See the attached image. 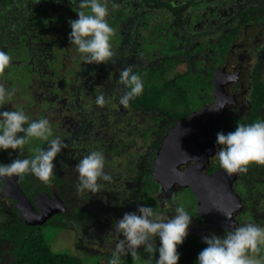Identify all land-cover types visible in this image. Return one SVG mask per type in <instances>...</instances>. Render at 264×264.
Instances as JSON below:
<instances>
[{"label": "flooded vegetation", "instance_id": "obj_1", "mask_svg": "<svg viewBox=\"0 0 264 264\" xmlns=\"http://www.w3.org/2000/svg\"><path fill=\"white\" fill-rule=\"evenodd\" d=\"M5 3L6 6H4ZM37 3L38 2L36 1V4ZM251 5H256V3ZM11 7H13V0H0V38H4L3 40L1 39V49L8 52L12 57L9 67L5 70L3 75H0V82L3 83L2 81L6 80V83H9V86L12 87L16 81H18L17 78H19L20 75H33L29 80L31 85L29 87H32L33 94L25 102L23 97H19L22 98V100H20V108L25 110L26 114L29 115L30 120L47 118L52 127H57L54 129V136H61V139H63L64 142L68 144L67 148L61 150L63 163L61 164L62 166L60 167V170L65 172V170H67V166L65 164V156L67 155L65 153L68 154V152H70V155H73L75 152H78V147L81 145V138L84 135V132L89 129V126H91V123L87 122L85 124V128L84 125H82L81 128L77 126V129L75 130L70 129L69 127L66 129V131L62 129V125H64L65 120L69 119L67 115L64 114V112L70 108V106H72L71 103L65 106L66 103L64 101L66 98L64 92H66V89H68V80L66 64L62 61H66L67 59V53L69 51L68 44L60 37V35L59 38L57 34L53 36L54 33L51 31L55 30L51 29L50 27L52 24L57 22V19L56 17H52L53 19H50L51 13L49 12V9L52 8H48L46 13L44 12L45 8L43 5H41L40 8L34 6L33 10L30 11V16L27 15L26 17H23L25 20L24 23H28V26L18 30L17 34L15 35L16 37H11L10 34L7 33V30L9 29L11 22H16V18L3 17V12L5 9ZM21 8L22 7L18 8L17 10L18 15L19 13L23 12V9ZM241 9L243 8L238 9L236 12H231L227 8L219 9L217 14L220 15V17L217 18H215L216 16L214 15L213 18H210L214 11L206 10L203 11L204 14L200 15V17L190 16V19L186 23V27L180 26L181 28L177 29V27H173L172 24L169 25L173 27L171 30L172 34H174L177 40L178 47L182 49L186 48L191 51L189 53V59L191 61L194 59L198 60L197 66L200 68H196L194 63L193 68L199 71L198 76H200L201 81H204L206 84L205 87L207 88L204 90V93L198 96L194 95L193 101L195 100L197 105L195 106L193 105V102H191L188 113L179 118L172 119L167 113L148 110L147 108L139 109L132 107L131 105L127 108L131 113L153 115V124H151L150 127L155 125V117H160L158 118L159 128L155 130L159 131L160 133H156V139L153 140L155 142L158 139L159 144L156 149L152 148L154 153L151 158L149 157V152L146 150L143 151L145 154L143 156L141 155V157L139 156V159L134 162L137 164L136 167H138V169L135 168L133 174L125 177V181H123L121 185L119 183H114L113 167H111L109 172H112L111 175L113 177V182L110 184L107 182L105 184V194L107 193V195H112L114 186L122 187L123 190L119 191L123 193L121 196L122 200H124L125 203L131 199L135 200L134 194H132V197L127 196L124 194V191L130 193V189L133 187L132 181L138 174L137 170L140 171L139 169H142L144 165V168L148 169L151 175L156 152L166 131L174 126L178 120L187 117L190 113L198 112L204 107L213 106V102L216 98V79H218L220 86L223 87L220 94L221 100L223 102V108L219 109L221 112L220 114L216 115L214 121L210 120L211 122H209L206 132L202 133L197 138L199 142L207 143L205 151H203L204 155H200L199 159L197 160H190L187 163L178 165V170H184L189 166L198 164L200 171L205 174L223 171L219 167L218 162L213 158L219 148V146L216 144L217 133L223 132L224 134H227L229 132L235 131L237 122L252 123L257 119H264V19L258 21V19L252 18L243 22V20H240V17L238 16V13ZM21 14L25 13L23 12ZM41 14L47 15V19L45 21H40L37 19ZM126 19H128L127 22L129 23V18ZM31 22L35 23L34 27H32ZM121 23L123 22L119 21L116 23V25L118 26ZM22 25L23 23L21 24L20 22H16L15 27ZM69 27L70 26L68 25V28ZM69 29L71 31V28ZM135 33L140 34L139 30ZM165 33L167 34V31H165ZM121 34L122 33L119 32V34L117 33L115 35L116 40L117 38L119 40L122 38ZM228 37H230V40L228 41V47H223L224 51H222L219 49V47L222 46L223 41H227ZM10 39L12 43L9 42ZM123 40H125V38H123ZM200 43L204 44V48L193 49L195 45ZM32 44L43 47L44 51L35 53L31 50L32 47L30 48ZM118 44L119 43L114 41L115 46ZM134 46H138L136 45L135 41H133L132 44V47ZM37 49L41 50L39 47H37ZM113 49L114 51L116 50L114 46ZM133 49L137 50V47ZM64 52H66V55L63 58H60V55H62ZM139 54H141L140 51ZM217 57H219V59ZM39 58L41 60H39ZM83 64V66L80 67L83 69V73L90 71V69H88L89 66L85 67L86 64ZM210 68L212 71H210ZM33 71L36 73H33ZM200 90H203L202 86L200 87ZM14 100H16V98H14ZM16 108L18 107H10L8 104H6L0 110H15ZM207 119V115L198 116V120L201 123ZM146 120L147 118L144 117L143 121L146 122ZM231 126H233V128H231ZM146 129L147 127L144 130L143 137H146ZM103 138L106 139L109 144L115 146V143L113 144L112 142L113 140L107 135H105ZM121 144L123 149L125 143L121 142ZM118 146H120V143ZM109 150L112 152V148L110 149L108 147L107 152L105 153L107 159H109ZM15 151L16 150L12 149L0 151V163L7 164L17 157L23 159L31 156L26 149V153L22 151L18 154ZM9 153H11V156H9ZM127 161L129 162L131 160L128 159ZM128 166L129 163L126 167H124L126 173H129ZM235 175L236 177L233 181V190L241 200L240 210L235 211L233 214L237 225L248 222L256 223L258 226L264 225V166H257L253 164L249 166L247 173H236ZM173 177L174 174L172 178ZM151 178L153 180L152 175ZM163 178L166 179V182H164L166 185L164 186H161L153 180L156 184L154 195L156 197V209L159 214H163L164 212L166 214L169 211L171 212L173 208L175 209L177 206H179L175 205L177 204L176 199L182 200V194L184 192H188L189 194H187L190 195L191 200L189 197L187 200L191 201V204H187V208L188 210L190 209L189 213L192 215V218L194 217L199 223L214 229L216 233H224L226 231L223 228L216 229L203 222V220L200 218L201 216L197 212L196 197L190 188L182 187L178 182L171 184L170 181L167 180L169 179V176ZM34 180L36 181L37 178L35 177ZM3 183V178H0V192L2 195ZM139 183L143 184L141 181ZM54 191L56 192L55 188L51 185L50 192L40 191L34 194L32 199L26 193L25 194L34 204V198L37 194L46 192L52 196ZM95 195H97L94 196L96 197V200L99 199V197H103V195ZM3 197L7 198L15 206V201L13 199L4 195ZM61 199L63 200V198ZM173 204L174 207H172ZM107 205L109 209L111 204ZM152 205L154 206V203ZM102 208L104 207H101L100 209ZM108 211L109 210H107V212ZM91 218L99 219V216L97 215V217Z\"/></svg>", "mask_w": 264, "mask_h": 264}, {"label": "clouds", "instance_id": "obj_2", "mask_svg": "<svg viewBox=\"0 0 264 264\" xmlns=\"http://www.w3.org/2000/svg\"><path fill=\"white\" fill-rule=\"evenodd\" d=\"M55 2L59 3L60 0ZM71 2L77 5L78 18L69 22V41L79 53V59L85 64L112 62L115 29L107 19L110 15L109 0ZM11 61L9 53L0 50V75L5 73ZM118 83L124 87L123 94L118 97V103L123 108H128L131 101L143 94V79L132 65L119 72ZM16 91L15 88L9 89L0 84V109L12 101ZM106 102L103 94L95 98V104L99 107H103ZM37 140L47 147L32 146L29 148L32 153L30 157H17L10 163H0V178H22L25 174H32L38 181L50 184L55 178L53 161L62 149L68 147L60 136H54L53 127L47 118L30 120L20 107L0 111V151H23L25 146ZM216 144L219 148L213 158L228 176L247 173L253 164L264 166V119L252 123L237 122L235 131L217 133ZM105 166V154L100 150H92L79 159L74 168L78 174L76 191L86 195L96 194L105 187L103 182L112 183L113 177L105 171ZM221 212L227 219H232L231 213ZM191 222L192 215L183 205L175 208L171 218L144 205L135 212L124 213L113 225L116 243L108 264H121V258L129 255L139 259L138 250L141 246L149 254V260L154 253H158L155 264H178L180 253L177 249L187 237ZM157 237L159 246L156 244ZM202 243L206 247L198 254L196 264H264V227L256 223L237 225L226 230L223 235L210 234L202 237Z\"/></svg>", "mask_w": 264, "mask_h": 264}, {"label": "rangeland", "instance_id": "obj_3", "mask_svg": "<svg viewBox=\"0 0 264 264\" xmlns=\"http://www.w3.org/2000/svg\"><path fill=\"white\" fill-rule=\"evenodd\" d=\"M36 1L38 2L37 4ZM54 1L55 0H13V7L6 9L4 8L5 11L3 10V17L16 18V22H20L21 24L23 23V25L15 27L16 22L13 21L11 22L7 33L12 37L17 34L18 30L27 27L28 23H24L25 20L23 17H26L27 15L30 16V11L33 10L34 6L40 8L41 5H43V7L45 8L44 12L47 13L48 8L52 7L53 4L55 5ZM63 1L64 0H60V4H62ZM195 1L193 4H189V6L186 8V13L192 17H200V15L204 14L203 11L213 10L214 13L210 18H213V15L216 16L215 18H217L220 17V15L217 14L219 12V9L227 8L231 12H236L238 9L244 8V6L246 5L255 3L264 5V0ZM65 2L70 3L71 0H65ZM206 3L209 5L211 4L212 6H209ZM117 6L118 5L115 4L114 7L118 8ZM20 7H22L21 9H23V12L25 14H21L23 13L21 12L18 15L17 10ZM63 8L64 9H62L61 6H58L54 9H49V12L51 13L50 19L52 17L57 18V22L55 24H52L50 27L55 31L51 32H56L58 38L60 35V37L68 44L69 50L67 53V62L62 61L66 64V73L68 80V89H66V92H64L66 96L64 101L66 103L65 106L69 103H71L72 106H70V108H68L64 112V114H66L69 119L65 120L64 125H62V129L66 131V129H68L69 127L70 129L75 130L77 129V126L81 128L82 125H84L85 128V124L87 122L91 123L89 129L84 132V135L81 138V145L79 149L81 148V146L85 145L84 148H86V150H100L105 154L106 151L104 150V145L106 147L108 146L110 149L112 148V152L108 151L109 159H107L105 156V171L111 174L112 172H109V169L113 167L114 183H119L121 185L122 182L125 181L124 178L130 175L129 173H126V170L124 168L129 163L127 160L130 159L133 163L137 161L139 159V156L141 157V155L143 156L145 154V152H143L144 150H149L148 148H150L149 146L151 144V141L154 140L156 136L153 132V135L150 138L143 137L145 128L150 127V125L153 124V115L131 113L127 108H123L119 105L118 97L122 95L124 91L123 85H120L118 83L119 72L123 70L124 67H127L129 65H132L133 68H138L143 65L156 66L163 58V56L159 55L155 50L154 55H156V59H147L144 54H139L138 48L137 50L133 49L137 47H132L133 41H135L136 45H139V43L143 41L142 37H146L149 38V40L152 42H157L156 38L159 34L166 35L165 31H167V29L169 28L173 29V27L168 25L162 28L160 26L161 29H158L154 27V25L145 27L143 25H138V23L135 21H130L129 23L127 21H122L123 23L116 26L117 29L115 30V34H119V32L122 33L120 43L117 46L114 45V41H116L115 36L113 38L114 40H112V45L116 49L114 51L115 58H113V61L108 64H86L85 67L89 66L90 71L83 73V69H81L80 67L84 64L79 59V53L76 52L75 46L71 45L69 41V33L71 31L69 29L70 27L68 28V21L70 17L68 14H66V7ZM109 12H111L110 9ZM119 13H124V10L119 8ZM114 16L115 14L111 12L107 17L108 21H113L115 19ZM77 18L78 16L76 17V19ZM37 19L40 21H45L47 19V15L41 14ZM31 25L32 27H34L35 23L31 22ZM138 30L140 35L135 33ZM123 38H125V40H123ZM1 39L3 40L4 38H0V50H2ZM9 42H11V39L9 40ZM31 47V50L35 53L44 51V48L40 47L39 45L32 44L30 48ZM37 47L41 48V50L37 49ZM65 55L66 52L60 55V58H63ZM39 60L41 59L39 58ZM172 72L173 70H171V73ZM33 73L36 72L33 71ZM32 76V74L20 75L19 78H17L18 81H16V83L12 87L9 86V83H6V80H1L3 83L0 82V84H4L6 88H15L17 90L15 96L13 97L12 101H10V104H8V106L20 107V100H22V98L19 97H23V100L25 102L33 94L32 87H29L31 86L29 80L30 78H32ZM100 94H103L107 101L103 107H99L95 104V98ZM14 98H16V100H14ZM144 117L147 118L146 122L143 121ZM56 128L57 127L53 126V132ZM105 135L113 140L112 142L113 144L115 143V146L109 143L104 144L105 139L103 137H105ZM102 142L103 144H99ZM121 142L125 143L123 149ZM119 143L120 146H118ZM35 145H40L45 148L47 147L46 144L43 145L38 140L34 141L32 145L25 146V149L30 155H32V153L29 151V148ZM25 149L23 151L26 153ZM15 152L19 154L22 151H19L17 149ZM61 152L55 157V160L53 162L54 165L58 167H61V164L63 163ZM65 154L67 155L65 156L67 173L68 171L72 170L73 173L71 174V176L74 175L72 177L76 178L78 174L76 173L74 168L78 163V159L76 158V160L75 157L72 159L68 156L69 154ZM134 165L136 166L137 164L134 163ZM133 168L135 169V167ZM31 176L33 177V175ZM77 183L78 181L76 179L66 186V192L67 194H69L68 197L70 198V201L73 198V201H71V203L77 204L85 210L90 209L91 212H96L101 207H105L107 204H111V210L104 215H98L99 219L91 218V220H88L87 218L88 221H86L85 225H80L78 227H56L55 225L48 223L47 225L42 226L44 236L47 241H49L53 250L70 252L87 260H90L91 258L95 259L96 256L99 255V253L102 251H106L108 254H111V251L114 249L116 243L115 234L114 232H112L114 223L122 218L124 213L135 212L137 210L135 206L139 205V203L133 199L126 201L125 203V201L121 198L123 193L119 192L120 190L122 191L123 188L115 186L114 191H112V195H107V193L105 194L106 187L104 190L96 193L98 195H103V197H99V199L96 200V197L94 196L97 195L95 194L93 195L92 193H89L88 195H86L78 193L76 191ZM103 183L105 185L107 182ZM38 184H41V182L37 179L31 185L36 186ZM132 193L124 191V194L127 196L132 197ZM187 193L184 192L182 194V200L176 199V202L179 203L177 205L185 206L186 210H188L187 204H191V201L187 200L188 197L191 200L190 195H188L189 193ZM12 207L13 204L7 198L3 197L0 192V225H2L4 218L9 216L12 211ZM172 207H174V204L172 205ZM174 211L175 209L173 208L171 212L169 211L170 213L167 212L165 214L164 212L162 215L171 218V216L174 215ZM188 211H190V209ZM260 227H264V225H261ZM1 229L2 228L0 227V231ZM188 234H196L205 237L210 234L223 235L224 233H216L214 229L204 226L202 223L196 221L193 217L188 229ZM155 239L156 243H159V238L157 237ZM91 251L94 253L91 254ZM12 257L13 254L11 252V244L1 239L0 237V264H10ZM134 264H146V262L143 259L139 258L136 259Z\"/></svg>", "mask_w": 264, "mask_h": 264}, {"label": "trees", "instance_id": "obj_4", "mask_svg": "<svg viewBox=\"0 0 264 264\" xmlns=\"http://www.w3.org/2000/svg\"><path fill=\"white\" fill-rule=\"evenodd\" d=\"M194 1L195 0H109L108 7H110V11L115 14V19L108 22L115 30L117 29L116 23L120 20L121 22L125 20L128 21L126 18H129V22L135 21L145 27L154 25V27L159 29L160 26L163 28L173 24V27L175 25V27L179 29L178 27L180 26L186 27V23L190 19V15L186 13V8L189 4H193ZM54 3L55 5H52V9L58 6H61L62 9L66 7V14L70 17L68 22L76 19L77 5L75 3H66L65 0L62 4H60V2L56 3L55 1ZM115 4L118 5V8L114 7ZM4 6H6V3ZM209 6L212 5L210 4ZM119 8L123 9L124 13H119ZM238 16L243 22L252 18H256L258 21L263 20L264 6L257 4L245 6L239 11ZM55 34L57 33H54L53 36ZM142 40L143 41L139 43L137 48H139L138 50L144 54L147 59L153 60L156 58V55H154L155 50L159 55L163 56V58L156 66L133 68L135 72L141 75L144 83V90L142 95L130 102V105L139 109L147 108L148 110L167 113L172 119L186 115L189 111L191 102H193V105H197L195 103L196 101H193L194 95L198 96L204 93V90L207 88L205 87L206 84L204 81H201L200 76H198L199 71L193 68V63L196 65V68H200L197 66L198 60L194 59L191 61L189 59V53L191 51L186 48L182 49L178 47L177 40L174 34H172L171 29L167 30L166 35L159 34L156 38L157 42H152L146 37H142ZM229 40L230 37L227 38V41H223L219 49L224 51L223 47H228ZM116 42L120 43V40L117 38ZM200 48H204L203 43L195 45L193 49ZM113 58H115V55ZM217 58L219 59V57ZM171 70H173L172 73ZM210 71H212V69ZM201 86L203 90H200ZM158 118L160 117H155L154 126L147 127L145 132L146 138H150L153 132L155 134L156 132L160 133L159 131H155L159 128ZM231 128H233V126H231ZM105 143L109 142L105 139L104 144ZM99 144H103V142ZM158 144V139L155 142L153 140L151 141L150 148H148L149 150L147 151L150 154V158L154 153L152 148L156 149ZM79 147L78 152H75L73 155H70V152H68V156L72 159L75 157V159L77 158L79 161V159L91 151L86 150V148H84L85 145L81 146L80 149ZM107 149L108 147L104 145V150L106 152ZM128 167L129 174L134 173L133 167L138 169L132 161H129ZM139 170L140 171L137 170L138 174L132 181L133 187L131 189L129 188L130 192H133L132 194L135 195V200L139 203V205L135 207L137 209L141 205L151 206L154 203L155 208L153 205L151 207L156 209V197L154 195L156 184L152 180L148 169L144 168V165L142 169ZM65 172H62L60 167L55 166V178L52 179L50 184L41 182V184L32 186V182H35V177H32V174H25L19 179L21 188L31 199L34 194L40 191L50 192L52 185L57 194L63 198L68 209L67 212H60L50 217L42 225L31 226L25 224L18 209L13 205L11 213L4 218L2 222L3 226L0 225L2 228L0 231L1 239L11 244L13 257L10 264H108L111 254H108L106 251L100 252L95 259L91 258L87 260L70 252L53 250L49 241H47L44 236L42 226L48 223L56 227H68L69 225L78 227L80 225H85L86 221L89 219L91 220V217H97V215L105 214L107 210H111V206L108 209V205H106V207L98 209L96 212H91L90 209L85 210L77 204L71 203L73 198L70 201L68 197L69 194L66 192V186L76 180L77 177L74 178L72 177L74 175L71 176L73 173L72 170L68 171V173L67 170H65ZM140 181L143 182V184L139 183ZM176 203L179 204L178 202ZM202 237L203 236L196 234L187 235L183 244L178 246L177 249L180 253L178 264H196L198 254L206 247V245L202 243ZM156 244L159 246V243ZM92 253L94 252L91 251V254ZM138 256L143 259L146 264H155V259H158V253H154L152 259L149 260V254L143 250L142 246L138 250ZM135 261L136 258L130 255L121 258V264H134Z\"/></svg>", "mask_w": 264, "mask_h": 264}, {"label": "water", "instance_id": "obj_5", "mask_svg": "<svg viewBox=\"0 0 264 264\" xmlns=\"http://www.w3.org/2000/svg\"><path fill=\"white\" fill-rule=\"evenodd\" d=\"M222 88L216 79L213 106L190 113L166 131L156 152L151 175L161 186L166 185L163 177L169 176L167 180L171 184L178 182L182 187L190 188L196 197L197 212L203 222L216 229L231 230L237 226L233 214L241 208L240 197L233 190L236 175L228 176L223 171L205 174L200 171L198 164L178 170V165L204 155L207 143H201L197 138L206 132L209 122L220 114L221 110L215 108L223 105L220 97ZM199 115H207L208 119L201 123ZM3 180V195L15 201V206L27 225H42L54 214L67 211L64 201L55 191L52 196L46 192L37 194L33 204L21 188L19 177H5ZM221 211L231 213L232 219H227Z\"/></svg>", "mask_w": 264, "mask_h": 264}]
</instances>
